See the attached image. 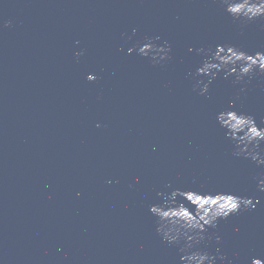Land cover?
Masks as SVG:
<instances>
[{"label":"water","instance_id":"obj_1","mask_svg":"<svg viewBox=\"0 0 264 264\" xmlns=\"http://www.w3.org/2000/svg\"><path fill=\"white\" fill-rule=\"evenodd\" d=\"M144 36L171 59L127 54ZM223 43L264 49V20L241 26L218 0H0V264H179L148 207L194 182L260 201L201 246L264 258V167L233 157L214 120L244 87L233 110L264 126V77L192 91L195 49Z\"/></svg>","mask_w":264,"mask_h":264},{"label":"clouds","instance_id":"obj_2","mask_svg":"<svg viewBox=\"0 0 264 264\" xmlns=\"http://www.w3.org/2000/svg\"><path fill=\"white\" fill-rule=\"evenodd\" d=\"M218 3L233 22L241 26L264 20V0H218ZM10 24L11 21H3L4 28ZM135 32L133 29V36ZM127 39L131 40L132 36ZM159 40V36H144L127 48V54L136 53L154 65L170 60L171 45L168 41L157 44ZM187 51L192 53L193 48L189 47ZM195 52L201 60L190 75L192 91L200 96L209 94L210 85L220 74L224 79L232 77L237 84L245 78L251 81L256 76L264 77V49L250 54L236 45L223 43L216 44L214 48L201 46ZM81 54L75 52L74 56ZM85 78L89 82L97 79L93 73H88ZM244 91L245 88L241 87L236 98L228 102V107L215 113L214 120L223 129L225 139L233 145L230 154L261 168L264 167V126L258 127L252 115L233 110L239 93ZM261 124L264 125V118H261ZM96 126L100 127L99 124ZM253 179L256 180V189L264 193V172ZM165 187L167 192L156 193L159 202L148 207V212L155 217L156 235L163 243L177 249L179 264H224L226 257L219 253V249L213 254L201 246L205 240L213 239L208 228H215L220 219L255 208L260 201L256 199L254 202L253 198L231 191L209 188L205 182H194L188 190L173 187L171 183ZM214 239L219 244L221 236L215 235ZM251 264H264V258L252 257Z\"/></svg>","mask_w":264,"mask_h":264}]
</instances>
